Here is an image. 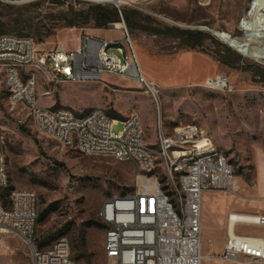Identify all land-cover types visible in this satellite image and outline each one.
Instances as JSON below:
<instances>
[{"label":"rangeland","instance_id":"rangeland-1","mask_svg":"<svg viewBox=\"0 0 264 264\" xmlns=\"http://www.w3.org/2000/svg\"><path fill=\"white\" fill-rule=\"evenodd\" d=\"M130 1L117 8L111 2L99 0H32L40 3L37 8L23 7L18 11L38 22L37 35L27 37L43 50L72 48L84 33L120 39L124 27L143 75L158 87L157 105L131 78L104 74L95 82L52 85L40 72L38 104L63 106L79 114L99 108L119 121L136 113L150 142L155 139L156 116L168 128L194 123L206 130L232 164L236 181L234 191L208 190L202 195V254L208 257L202 264H219L212 257L224 246L227 215L264 214V62L242 56L207 29L241 35L240 23L251 0ZM94 5L127 11L130 26L121 15L119 21L103 27L93 20L81 24L75 12ZM14 13L0 5L3 18ZM167 27L200 30L210 38L204 40L202 51L190 50L168 36ZM186 51L202 54L208 62L202 60L194 68L182 71L173 62ZM217 55L223 56L224 63L217 60ZM160 61L168 65L154 64ZM145 66L152 68L155 78L146 73ZM214 74L227 76L231 90L221 92L201 86L205 77ZM46 90H51V94L44 95ZM121 128L120 122L111 127L114 132ZM0 150L6 162L7 190L34 192L38 212L54 205L53 211L35 228L36 242L63 237L77 264H112L104 255L107 226L98 213L106 199L136 190V168L107 156L83 155L39 134L28 111L22 105L9 103L1 67ZM2 200L5 203L6 199ZM236 232L264 237V225H238ZM247 261L240 259L242 263ZM0 264H31L29 248L14 233L0 235Z\"/></svg>","mask_w":264,"mask_h":264},{"label":"built area","instance_id":"built-area-1","mask_svg":"<svg viewBox=\"0 0 264 264\" xmlns=\"http://www.w3.org/2000/svg\"><path fill=\"white\" fill-rule=\"evenodd\" d=\"M31 1L0 0V4ZM99 1L111 2L117 8L131 3ZM121 34L120 39H110L84 33L72 48L57 46L48 50L38 48L29 37L0 35V67L8 101L22 105L37 132L61 146L87 156L111 157L136 168V190L106 199L98 213L107 226L104 255L112 264H202V195L208 190L230 192L236 188L223 151L206 130L194 123L168 128L156 116L155 139L150 142L136 113L119 121L99 108L79 114L63 106L38 104L40 72L52 85L95 82L104 74L131 78L157 105V85L143 75L124 27ZM201 86L221 92L231 90L228 77L221 74L205 77ZM50 94L51 90L44 92ZM118 122L121 130L112 131V125ZM7 181L0 150V189L7 186ZM5 199L4 203L0 198V235L16 234L29 248L31 264H77L63 237L45 247L36 246L38 200L34 192L10 189ZM246 219V224L259 225L264 214ZM230 221L231 215H227L224 246L213 260L219 264H264V237L238 234L237 219ZM241 258L248 261L242 263Z\"/></svg>","mask_w":264,"mask_h":264},{"label":"trees","instance_id":"trees-1","mask_svg":"<svg viewBox=\"0 0 264 264\" xmlns=\"http://www.w3.org/2000/svg\"><path fill=\"white\" fill-rule=\"evenodd\" d=\"M39 4H40L39 2H29L26 4H22L23 6H19V7H14L13 5L0 4L15 11L14 14H11L6 18H3V16L0 14V35L11 34L19 37H27V35L30 34L37 35L38 29H36L37 27L36 24L38 22H35L31 16H26L24 12H20L18 10H20L23 7L37 8ZM74 15H76L77 19L81 21V24L86 23V21L88 20H93L94 23L99 27L101 26L103 27L109 22L119 21V15L123 17V20L125 21L127 26H130L131 24L130 17L127 11L122 10L119 12L115 8L106 5L89 6L87 10L75 12ZM165 33L168 36L172 37L173 39H176L179 43V46L197 51H202V44L204 40L206 38H210V35L203 31L181 29L179 27H167L165 28ZM217 60L224 63L223 56L221 57V55H217ZM0 190H1L0 198H5L9 190H7L6 187ZM53 209H54V205L51 204L47 208H44L40 212H38L37 224L43 222L48 216V214L51 211H53ZM56 239H53L52 241ZM51 242H50V238H46V239L44 238L42 240H38L36 242V246L38 248H42L49 245Z\"/></svg>","mask_w":264,"mask_h":264},{"label":"bare ground","instance_id":"bare-ground-1","mask_svg":"<svg viewBox=\"0 0 264 264\" xmlns=\"http://www.w3.org/2000/svg\"><path fill=\"white\" fill-rule=\"evenodd\" d=\"M113 26L117 28L116 25ZM240 28L241 35L239 36H233L223 31H214V34L242 56L254 61L264 62V0H251L248 10L243 14ZM223 159L227 165V172L230 173V178H234L233 166L224 153ZM228 215H231L230 223H233L237 219V226L246 224V216L255 217L252 214L236 212L229 213ZM259 225H264V221H259ZM206 257L204 256V258Z\"/></svg>","mask_w":264,"mask_h":264},{"label":"crops","instance_id":"crops-1","mask_svg":"<svg viewBox=\"0 0 264 264\" xmlns=\"http://www.w3.org/2000/svg\"><path fill=\"white\" fill-rule=\"evenodd\" d=\"M143 56V55H142ZM202 60H206L204 57H203V55L202 54H198V53H192V52H188V51H186V52H184V53H182L179 57H178V59L177 60H175L174 62H173V65L175 64V66L177 67V68H180L182 71L183 70H189V68L190 69H192V68H194V66H196L197 64H199V62L200 61H202ZM207 61V60H206ZM141 62H143V58L141 57ZM208 62V61H207ZM154 64H157V65H163V64H167V63H165V62H163V61H160V62H155ZM194 64H196V65H194ZM168 65V64H167ZM172 65V64H171ZM189 65V66H188ZM208 66H209V64H208ZM150 70V71H149ZM145 71H146V73L147 74H149V72H150V74H151V76L153 77V78H155L156 77V75L152 72V68H149L148 66H145ZM209 71H210V67H209V69H208V72L206 73V74H208L209 73ZM205 74V75H206ZM202 78V77H201ZM201 78H198V79H201ZM192 80V79H191ZM193 80H196V79H193ZM201 228H202V224H201Z\"/></svg>","mask_w":264,"mask_h":264},{"label":"water","instance_id":"water-1","mask_svg":"<svg viewBox=\"0 0 264 264\" xmlns=\"http://www.w3.org/2000/svg\"><path fill=\"white\" fill-rule=\"evenodd\" d=\"M120 12V11H119ZM207 29V28H206ZM207 30H209L211 33H213L214 34V31L213 30H210V29H207ZM215 35V34H214Z\"/></svg>","mask_w":264,"mask_h":264}]
</instances>
